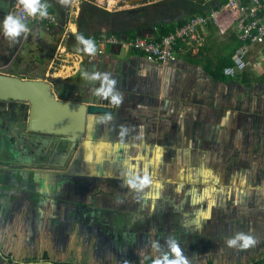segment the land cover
<instances>
[{
    "label": "rangeland",
    "instance_id": "374dc122",
    "mask_svg": "<svg viewBox=\"0 0 264 264\" xmlns=\"http://www.w3.org/2000/svg\"><path fill=\"white\" fill-rule=\"evenodd\" d=\"M12 1L0 0V37L2 32H4L3 22L6 18L5 16L10 11ZM15 1L18 3V0ZM83 1L72 0V2L64 4L61 0H57L59 6H62V15H56L57 23L62 26L63 30L56 27L55 30L46 31L39 25H30L29 38L33 41H28L30 44L26 41L24 54L29 55L32 52V54L36 53V56L33 55L28 60L11 59L14 64L11 70L15 66L17 68L20 65L19 61H21L25 66L30 65L34 69V72L20 75L16 71L19 78L42 80L50 84L53 93L60 99L86 104L89 102L98 103L100 102V94H98L100 91L92 93L88 88H85L88 85L96 90L93 87L95 84L86 77V68L93 59L90 55L79 49V43L73 36V33H77L78 29L71 26L72 24L77 26ZM92 1L111 13L128 12L130 15H134L130 21L131 24L137 22L136 16H140L143 11H145L147 17L153 16L164 21H168L171 15V12L162 4L165 0ZM123 17H125V14H122L120 18L116 17L113 19L110 27H104L101 32L106 33L116 28L119 20H123ZM157 32L158 29L154 33L149 29L140 34L146 38L155 39ZM134 34L140 35L138 31L134 32ZM205 34L204 45L199 48L198 53H193L192 55L201 58L204 62L206 59H211L215 64L216 58L219 55L228 54L229 49L233 48V30L228 29L225 33H222L218 29L215 31L207 29ZM21 38L22 40L24 38L22 34L17 37L13 46L14 49L19 46ZM60 46L61 49H59ZM63 49H65V52L61 51ZM57 51L60 53L58 56ZM129 51L132 52L133 50ZM70 52H75L76 55L72 57L66 56V53ZM107 52L112 54L108 57L111 59L110 61H113V63H116L120 67V63L117 62L120 61L118 57L124 55L126 50L119 49V51ZM185 52L186 50H183V54L180 55L181 58H184V55L187 54ZM12 54L13 52H10L7 58H11ZM7 58L5 61H7ZM250 62L251 64L246 72L250 80L249 88L237 83H231L229 91L227 89L225 91L220 90L221 95L224 92L223 95L230 98L229 105L225 104V107L219 106V104H216L217 106L212 104L206 105V109L210 113H207L208 116L204 115L208 118V121L204 117L203 124H207L206 131L208 130L211 135L204 134L202 136L201 130L197 141L194 140L190 144L183 142L181 146H178L177 150L179 151L176 152L175 150L171 153L169 160H171V157L173 161L176 159L175 167H172L169 161L166 168L169 170V178H173V175H175L177 177L176 182L180 184L168 186L163 192L170 196L171 200L168 199L167 202H171L170 205L176 207V209L183 208L184 211H187L190 207H194L193 210H190V208L186 213L178 211L177 219L179 222L186 223L185 220L190 219L191 211L194 214L202 210L207 214L209 212L212 213L210 214L211 218L208 220V224L216 225L223 219L227 227L238 228L242 235L255 238L257 244L254 247L246 249L253 251V254L247 252L248 256L252 257L248 258V260L260 258L264 255V45L256 46L252 49ZM97 63L98 65L101 64ZM51 65H53V68L49 74L47 71ZM53 72L57 73V77L53 76ZM115 75L112 78L110 77V81H113ZM115 79L117 80V78ZM92 81H94V78H92ZM100 86L105 87V84H101L98 87ZM113 91L112 94H115ZM216 91L217 88L213 89L214 93ZM118 108L120 111L124 109L122 104L115 106V110ZM211 116L216 119V124L214 125L216 129L214 131L209 126V118ZM219 116H222L225 122L220 120ZM107 118L109 119V117L102 115L89 116L88 131L84 138L87 137V133L92 128L96 132L102 124H106ZM226 118H231V122L227 123ZM22 120L23 123L26 122L25 115L24 118L22 117ZM6 139L7 146L14 153V140L9 136ZM42 142L43 144H47L49 141H43V138L36 137V139L33 138L28 143L32 151H35L36 145H43ZM58 144V138L54 136L50 141L51 148L55 149L59 146ZM63 146L66 155L60 154L59 159L53 161L54 164H45L40 170H46L56 176L63 174L66 177L67 185L76 184L74 182L76 181L75 179L68 177L70 175H78L74 170L73 161L81 154V149L77 147L73 151H69L68 143H63ZM49 153H51V149H49ZM63 156H66V158ZM33 158L32 152L29 151L27 156L24 153L22 161L19 160L21 164L18 166L24 172L23 175L31 178L34 177L31 173L36 172L37 169V165L33 163ZM45 159L46 157H44V161ZM55 177L50 179L45 186L38 183L39 190L32 188L29 182L14 185V189H18L20 192L18 198L21 199V203H18L17 210L19 212L16 218V226L21 227V229H24L25 219L29 212V207H31L29 203L32 197L31 193H39L47 188L54 195L45 192L47 190H44L43 194L56 200L57 204L54 207L44 206L43 209H45L44 213H46V216H41L43 222L40 221V228L43 230L38 234L36 242L22 238V245L9 246L6 249H2L5 254L13 255L17 259L11 264H114L107 263L108 261L101 263L99 260L101 257L105 259L116 254L115 249L111 245L106 244L105 241L103 242L104 244L100 242L99 232H102V230H96L97 228L90 230L89 227L83 225L84 222L82 224L79 217L74 216V212L79 210L80 206L96 208V203L101 197L106 196L116 199L118 195H122L120 199L124 205L127 202H131L132 208L143 215V213H146V211H143L146 203H151V198H149L151 186L149 184L146 186L132 185L133 190L126 192L122 184L103 182L102 178L97 177L89 180L85 184L84 190L80 189L82 192L78 196L75 186L71 190V192L77 191L75 194H68L66 191L57 194ZM140 186L143 189L145 187L146 190H140L142 189ZM0 196L2 197V195ZM5 197H8V195ZM196 199H198L199 204L196 203V206L191 205L192 201L195 202ZM213 201L214 204L212 203ZM160 202L159 206L162 207V201ZM66 206L69 207L68 212L66 211ZM31 209L30 211L32 212ZM50 209H53L55 212L53 218H49L48 216V212H51ZM19 213H21L20 217L18 216ZM58 213H63V216ZM155 233L152 230H147L146 239L149 243L154 241ZM241 234L239 233V235ZM23 236L24 234H21V237ZM109 237L110 235L107 238ZM236 237L234 236L233 239ZM44 252H47L49 255L47 263L43 256ZM146 252L140 253V255L130 260L132 261L130 264H144L143 255L156 258V251L154 247H151V244L150 249ZM127 257L128 255H124L122 257L124 260L119 261L118 264H129L126 262V260H129ZM33 258H36L37 262H28ZM187 260L192 261L189 258Z\"/></svg>",
    "mask_w": 264,
    "mask_h": 264
},
{
    "label": "crops",
    "instance_id": "0c3cea01",
    "mask_svg": "<svg viewBox=\"0 0 264 264\" xmlns=\"http://www.w3.org/2000/svg\"><path fill=\"white\" fill-rule=\"evenodd\" d=\"M71 26L77 27L75 24ZM26 27H30V25ZM22 34L25 39L26 31ZM119 49L118 47H108L102 54L103 56L92 57L93 60L86 68V77L95 84L93 87L96 90L88 85L85 88L96 93L103 87L98 86L105 84V77L110 81V77L112 78L116 74L114 77L117 80L113 78L115 81L113 93L122 97L121 104L124 109L120 111L118 108L114 115L107 116L109 117L106 120L107 123L102 124L103 126L101 125L96 132L94 128L89 130L87 137L82 139L79 145L81 154L73 161L74 170L78 175L68 177L75 179L74 182L77 186L75 183L66 184L65 189L56 192L61 194L66 191L68 194H75L78 191L79 196L82 192L80 189H83L89 180L97 177L102 178L103 182L122 184L126 192L133 190L132 185H140V180L145 176L151 181L149 183L151 203H146L143 209L146 213L143 215L132 208L131 202L124 205L120 199L122 195H118L116 199L101 197L96 203V208L82 206L74 212V216L79 217L82 224L84 222L83 225L89 227L90 230L101 229L102 232H99L100 242L104 244L105 241L115 249L116 254H113L112 257L99 258L101 263L108 261L107 263L118 264L119 261L124 260L122 258L124 255H128L129 260L126 262L130 264L132 263L130 260L149 250L150 244L156 251V258L143 255V262L146 258L163 261L165 256L171 261L176 258L172 254L173 243L179 247L186 259H192L193 262L188 260L189 264H249L263 258L264 255L248 260V258H252L248 256V253L253 254V251L241 249L242 241H237L235 247L229 248L228 241L232 240L234 236H238L239 233L241 234V231L238 228L227 227L223 219L216 225L208 224L209 219L204 217L209 213L201 210L194 214L191 211L190 219H186V223L179 222L177 212L186 213L190 208L193 210L194 207H190L187 211H184L183 208L176 209L170 205L171 202H167L168 199L171 200L170 196L163 193L168 186L180 184L176 182L175 175L173 178H169V170L166 168L169 161L172 167H175L176 159L173 161L171 157L169 160L171 153L175 150L179 151L177 150L178 146H181L183 142L190 144L194 140L197 141L201 130L202 136L210 134L208 130L206 131L207 124H203L204 117L210 113L206 109L208 104L214 106L219 104L223 107L225 104L229 105L230 98L225 97L224 92L221 95L220 90L227 89L229 91L230 84L237 82H221L206 72L204 65L208 59L204 62L201 58L192 55L199 52V48L195 45L180 46L178 60L169 64L151 63L142 54L125 49L126 53L118 57L120 61L117 62L121 65L118 67L116 63L110 61L111 59L108 57L112 54L107 51L114 52ZM183 50H186L187 54L181 58ZM61 51L65 52V49ZM58 52L57 56L60 54ZM31 54H24L22 57L24 60H28ZM33 55L36 56V53ZM74 55H76L75 52L66 53V56ZM190 59L199 60L201 63H193ZM95 61L101 64L98 65ZM52 68L53 65L49 67L47 73L50 74ZM31 72H34V69L26 65L22 73L27 75ZM53 76L57 77V73L53 72ZM216 88L217 91L214 93L213 89ZM212 117L209 118V126L214 131L216 119ZM219 118L225 122L222 116ZM205 119L208 121V118L205 117ZM226 122L230 123L231 118H226ZM9 137L14 140V153L22 161L23 154L25 153L27 156L28 152L32 151L27 143V137L18 134ZM63 154L66 155V153ZM57 159L59 156L54 160ZM20 164L21 162L16 164L13 167L14 170H21L18 167ZM0 168L3 169V171L0 170V174L5 170L14 171L8 166L2 165ZM37 171L38 169H36ZM36 172L33 173V176H37V180L45 179V183L56 176L52 173L41 175ZM7 173L11 174L9 171H6ZM55 178L57 180L59 176L57 175ZM28 181L33 187L31 179ZM7 184H12V182H0V195H2V197L0 196V264H11L1 256L10 257L13 260L12 263L17 260L13 255L5 254L3 248L22 245V238L36 242L38 234L43 230L40 228V221L43 222L41 216H46L43 208L34 207L32 212L29 208L24 229L17 227L16 218L19 212L17 209L18 203H21V199L18 198L20 192L14 188L5 191L3 187L10 186ZM74 186L77 191L71 192ZM140 188L142 187L140 186ZM34 189L39 190L38 187H34ZM44 190H47L45 192L48 194H52L47 188ZM44 190L39 193L33 192L32 195L41 199ZM140 190H146V188ZM6 195L8 197H5ZM160 201H162V207L159 206ZM196 203L199 204L198 199L195 202L192 201L191 205L196 206ZM50 210L48 216L53 218L55 212L53 209ZM58 214L63 216V213ZM20 215L21 213L18 216L20 217ZM155 219L156 221L153 222ZM147 230L156 232L152 243L146 239ZM21 234L24 236L21 237ZM109 235L110 237L107 238ZM43 256L47 263L48 253L44 252ZM28 262H37V259L33 258Z\"/></svg>",
    "mask_w": 264,
    "mask_h": 264
},
{
    "label": "built area",
    "instance_id": "2783aa9c",
    "mask_svg": "<svg viewBox=\"0 0 264 264\" xmlns=\"http://www.w3.org/2000/svg\"><path fill=\"white\" fill-rule=\"evenodd\" d=\"M10 15L20 19L22 23L39 25L49 31L57 24V16L46 13L41 16H28L19 3L11 10ZM212 27L225 33L232 29L242 43L233 55V65L223 71L226 77H235L246 72L251 64L250 53L256 46L264 45V0H227L220 7L211 9L206 15H198L176 27L173 32L161 36L159 40L149 39L142 35L135 37H118L114 34L101 33L91 37L96 52L95 57L104 54L108 47L133 50L141 53L151 63L169 64L178 59L180 44L200 48L204 45L206 30ZM59 53V52H58Z\"/></svg>",
    "mask_w": 264,
    "mask_h": 264
},
{
    "label": "trees",
    "instance_id": "16d2710c",
    "mask_svg": "<svg viewBox=\"0 0 264 264\" xmlns=\"http://www.w3.org/2000/svg\"><path fill=\"white\" fill-rule=\"evenodd\" d=\"M13 0L12 6L15 4ZM227 0H165L162 4L170 12V18L168 21L163 19H157L155 17H147L145 11H143L140 16L137 17V22L131 24L130 21L133 19L134 15H130L128 12H119L111 13L102 7L98 6L92 0H84L82 3V9L80 14V19L77 23V33L73 35L76 39L77 36L83 38V40H88L91 37H97L102 32L104 27H110V23L116 17H121L122 14H125L123 20L120 19L116 28H113L111 31L106 33L114 34L118 37H135L137 36L134 32L143 33L146 30H152L154 33L158 29L157 36L155 40H159L161 36L167 35L170 32H173L176 27L186 24L190 18L198 15H206L211 9L220 7L225 4ZM40 5L43 6V11L46 13H53L55 15H62V6H59L57 0H40ZM39 13V12H37ZM25 26L29 24L24 23ZM56 27L62 28L61 25L55 24L51 26L49 31L55 30ZM63 30V28H62ZM208 30H216L212 27H209ZM234 37V46L232 49H229L228 54H221L216 58L215 64L212 60L208 59L204 65V69L208 72L213 78L221 82H237L240 85L245 87H250V80L247 76V71L238 73L235 77H226L223 74V71L226 67L233 65V55L236 50L242 46V43L237 39L236 35L233 33ZM79 43V49L84 51V44L77 39ZM182 46V44H180ZM193 63H201L199 60H191ZM5 191H10V186H4ZM47 256V254H45ZM2 259L7 260L9 263H12L13 260L10 257L1 256ZM153 258H146L144 264H153ZM249 264H264V257L259 260L253 261Z\"/></svg>",
    "mask_w": 264,
    "mask_h": 264
},
{
    "label": "water",
    "instance_id": "95a60500",
    "mask_svg": "<svg viewBox=\"0 0 264 264\" xmlns=\"http://www.w3.org/2000/svg\"><path fill=\"white\" fill-rule=\"evenodd\" d=\"M0 100L28 102L30 109L27 131L56 136L62 142L69 144V151L79 147L82 139H84L89 116L114 115L116 106L111 103V96L105 98L103 94H100V102L98 103L89 102L86 104L60 99L53 93L50 84L42 80L22 79L2 73H0ZM19 175L18 173L14 176L18 178ZM58 176L55 189L60 191L66 187L67 183L63 174ZM20 179L21 182L19 183H25L27 175H21ZM37 179V176L31 178L34 185L32 188L38 187V183L45 186L46 183L43 179ZM15 184L13 182L7 185L13 189Z\"/></svg>",
    "mask_w": 264,
    "mask_h": 264
},
{
    "label": "flooded vegetation",
    "instance_id": "af4514ba",
    "mask_svg": "<svg viewBox=\"0 0 264 264\" xmlns=\"http://www.w3.org/2000/svg\"><path fill=\"white\" fill-rule=\"evenodd\" d=\"M13 3V1H12ZM11 3V8L10 11L8 12V14L5 16H9L10 12L12 10L13 7H15L16 3L12 6ZM5 20V19H4ZM43 28V27H42ZM26 37L25 39L20 40L19 42V46L14 49L13 46L16 42V38H10L7 37L5 35L4 32H2V35L0 37V72L2 74H9L12 76H16L18 77V73L20 75H24L22 72L23 70H25V65H23L20 62V65L15 66L14 69L11 70L12 65L14 66L12 60L16 59V60H22L24 57V48L26 45V41L30 42L31 38H29V33H30V27H26ZM46 30V29H44ZM47 31V30H46ZM22 34V33H21ZM23 37V34H22ZM28 42V43H29ZM30 44V43H29ZM10 52H13V54L11 55V58H7L10 55ZM32 53V52H31ZM21 55V56H20ZM32 57V54H31ZM30 57V58H31ZM7 58V61H5V59ZM12 59V60H11ZM11 60V61H10ZM9 62V63H8ZM11 62V65H10ZM8 63V64H7ZM30 65H28L29 67ZM28 71V69H26ZM18 73H17V72ZM10 73H14V74H10ZM16 73V74H15ZM29 74V73H28ZM29 109H30V104L28 102L25 101H15V100H0V166H8L11 167V169L14 170L13 167L16 166V164H19V157L16 156L15 153L12 152V150L7 146L6 143V137L7 136H13V135H24L27 137V143L29 141H31V139H36V137H41L43 138V141H49L47 142V144H42L43 145H36L39 147H36L35 151H31L34 155L33 158V163L35 165H37V169L38 171L36 173H39L41 175H46L49 172L46 170H40L41 167H44L45 164H54V159L55 157L59 156L64 152V146L63 143L58 137V147L51 148L50 146V141L54 138L53 135H47V134H38V133H29L27 131V121H28V116H29ZM24 115L26 117V122L23 123L22 117L24 118ZM6 139V140H5ZM29 144V143H28ZM60 147V148H59ZM49 149H51V153H49ZM62 150V151H61ZM44 157H46L45 161H44ZM18 162V163H16ZM1 171H3V169L0 168ZM6 171H9L11 174L6 173ZM40 171V172H39ZM20 174L17 178V176H14L16 174ZM2 174H4L2 176ZM2 174H0V182H14V183H19L21 182V175L23 176L24 172L21 170H5ZM33 174V173H31ZM32 176V175H30ZM41 177V176H40ZM28 179H31V177H27V179L25 180L26 183L29 182L27 181ZM44 181H46L44 179ZM30 198V197H29ZM29 203L31 204V207H29L31 210L35 208H44V206H56L57 201L54 200L53 198H49L46 195L41 196V199H39V197H31V199L29 200ZM82 206L79 207V209ZM68 208L66 206V211L68 212ZM37 210V209H36Z\"/></svg>",
    "mask_w": 264,
    "mask_h": 264
},
{
    "label": "clouds",
    "instance_id": "9594fccd",
    "mask_svg": "<svg viewBox=\"0 0 264 264\" xmlns=\"http://www.w3.org/2000/svg\"><path fill=\"white\" fill-rule=\"evenodd\" d=\"M62 3L68 4L72 2V0H61ZM18 3L23 6V11L27 13L28 16H35L37 12L40 13L41 16H45L46 12H44L43 6L40 5V0H18ZM4 33L7 37L16 38L19 37L22 32L26 31V26L21 22L20 19L15 16L9 15L5 18L3 22ZM77 39L84 44V51L88 55H95L96 49L94 43L90 40H83L82 37L77 36ZM115 85V81H108L107 77H105V87H102L100 93L103 94L105 98L111 96V103L119 106L122 101V97L119 94L113 95L112 90ZM151 181L145 176L142 180H140L141 186H146ZM214 204V201L212 202ZM205 219H210L209 214L204 217ZM237 241H242L241 249H248L254 247L257 244V240L251 236L238 235L235 239L228 241V247H235ZM172 254L176 257L174 260L169 261L167 256L164 257L163 261L156 259L153 261V264H189L188 260L182 255L181 250L174 243L171 246Z\"/></svg>",
    "mask_w": 264,
    "mask_h": 264
}]
</instances>
